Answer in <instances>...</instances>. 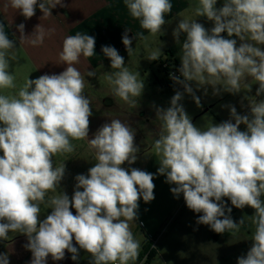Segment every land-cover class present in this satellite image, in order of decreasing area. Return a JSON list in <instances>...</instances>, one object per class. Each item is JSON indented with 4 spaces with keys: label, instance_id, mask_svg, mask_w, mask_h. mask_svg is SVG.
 I'll return each mask as SVG.
<instances>
[{
    "label": "clouds",
    "instance_id": "1",
    "mask_svg": "<svg viewBox=\"0 0 264 264\" xmlns=\"http://www.w3.org/2000/svg\"><path fill=\"white\" fill-rule=\"evenodd\" d=\"M125 3L131 16L153 36L162 31L165 14L172 10L170 0ZM9 4L26 19L36 14L37 7L41 18H48L52 9L64 6L62 0H9ZM216 5L217 0H199L195 8L197 17L213 23L211 29L197 20L180 19L173 30L179 44L181 34H186L179 75L170 74L184 91L171 97L169 107H155L161 122L152 145L159 158L155 174L131 167L140 149L135 129L125 120L110 119L88 138L93 111L84 94L85 77L74 65L81 56L94 55V36H66L59 53L64 71L28 77L15 95L0 94V241L7 240L9 233L25 235L30 264H47L49 257L62 261L66 253L78 261L81 250L89 254V264H136L141 244L130 225L138 219L140 200L155 199L153 181L162 175L165 183L174 185L170 188L174 198L182 194L186 207L200 214L196 224L207 225L217 234L238 231L245 223L244 217L233 220L225 198L237 209H254L249 216L255 226L252 244L237 264H264V99H256L264 96V0H224L222 7ZM24 27L17 26L21 34ZM128 31L122 43L131 56L134 37L129 38ZM46 34L50 32L38 25L29 42L43 44ZM15 47L0 24V89L16 87L7 58ZM102 52L116 70L106 74L112 96L135 107V98L141 97L145 87L139 72L125 66L115 47L102 46ZM161 54L159 47L147 59L158 60ZM87 76L95 77L96 71L88 70ZM249 78L258 88L252 98L244 97L248 114L228 106L231 118L206 130L193 124L180 103L187 93L201 107L195 91L203 89L207 95L209 87L213 96L235 95L242 87L251 92ZM241 125L245 130H240ZM73 140H87L96 162L87 174L74 177L69 198L58 192L66 165L54 166L53 157L74 152ZM42 204L51 209L44 219L40 218ZM0 264H9L7 252L0 253Z\"/></svg>",
    "mask_w": 264,
    "mask_h": 264
},
{
    "label": "crops",
    "instance_id": "2",
    "mask_svg": "<svg viewBox=\"0 0 264 264\" xmlns=\"http://www.w3.org/2000/svg\"><path fill=\"white\" fill-rule=\"evenodd\" d=\"M183 2L184 0H170L172 10H175L176 4ZM62 3L64 6L58 5L52 9V16L48 18H41L43 13L37 7L36 14L30 19H26L20 14L19 10L11 8L9 0H0V24H3L8 38L12 39L16 46L8 51L9 70L14 75L15 80H18V77H16L17 71L14 68L17 67L18 63L26 64L29 73L32 72L31 74L36 78L44 74H59L66 68V65L59 59L64 38L77 33L91 35L96 40L94 55L87 58L81 56L79 63L74 66L85 77L84 90L87 87L98 88L100 79L99 67L109 60L103 55L102 46L115 47L116 35L118 36L117 40L120 41V44H116V46L122 45V36L126 29L129 30L128 35L134 37L133 33L136 36H140L143 28L139 20L131 16L125 0H62ZM223 3L224 1L221 0L219 4L223 5ZM116 5L118 7L117 10H115ZM119 8L120 10H118ZM171 12L167 14H171ZM115 22L120 23L115 25ZM20 24L25 26L23 34L17 28ZM38 25H41L45 32H50V34L45 35L43 44L33 46L29 42L30 36ZM115 26L118 28L117 31ZM137 26L139 27L138 29ZM131 30L135 31L131 32ZM222 35L226 37V33H222ZM261 48L264 50V45ZM88 70H95L96 76L88 77ZM106 74L105 81L109 85ZM14 82L16 84L15 88L0 89V94L15 95L19 89L17 84H20V82ZM158 83L163 93L170 94L173 92L174 89L169 90L164 87L163 80H159ZM93 96L91 102L96 105L99 101L98 96ZM227 98L234 101L236 100V94L223 95L219 100L224 101ZM200 100L201 107L186 110V112L191 117L193 124L202 130H206L211 124H219L231 118L225 117L224 114L211 112L214 104L209 103L210 100L205 101L204 98H200ZM207 104L213 105L207 108ZM234 107L239 114H248V111L244 110L243 107V98L239 97ZM210 112L212 114H208ZM124 113H128L126 115L127 118L130 117V112L124 111ZM139 116L147 119L145 120V125L139 127L141 135L138 142L135 141V144L138 143L137 145L142 152L139 151L138 159L131 167L155 174L159 167V158L155 156L152 145L154 140L158 138L161 122L156 119L155 112L147 114L146 111H141ZM208 119L211 120L209 121ZM240 130H245V127H240ZM83 148L85 147L80 149ZM82 158L79 156V152H75L73 160L66 159L60 164L83 166L78 169L81 174H87L88 169L94 166L96 161L94 159V162H91ZM123 167L127 168L129 165L125 164ZM63 180L68 181L70 179L64 178ZM153 182L155 184V199L150 203H144L142 199L140 200L138 219L130 225L135 239L139 240L141 244L140 256L136 264L143 260L140 257L148 245L154 251L150 264H226L229 257H233V261L237 262V258L241 255V250L235 251L233 245L243 237V230L248 223L246 219H244L245 223L240 226L238 231L232 230L217 234L207 225L196 224L197 217L200 214H196L186 207L182 194L179 199L174 198L170 192V188L174 185L165 183L164 176L157 175ZM225 200L227 206L232 207L231 217L234 221L239 222L241 220L239 213L242 209L233 207L231 202L227 201V198ZM245 208L248 209L247 207ZM72 211L75 214V210L73 209ZM247 235L245 237L246 244L251 246L252 235L249 236V233ZM89 260V254L81 250L78 261H72L71 254L66 253L64 260L53 261L49 257L47 264H89Z\"/></svg>",
    "mask_w": 264,
    "mask_h": 264
},
{
    "label": "rangeland",
    "instance_id": "3",
    "mask_svg": "<svg viewBox=\"0 0 264 264\" xmlns=\"http://www.w3.org/2000/svg\"><path fill=\"white\" fill-rule=\"evenodd\" d=\"M221 0H217V8L222 7L223 5H220ZM224 1V0H222ZM180 5V8H179ZM199 6V0H184L181 4L175 5V10H171V14H165V20L166 24L162 27V31L158 33L157 35L153 36L151 35L147 30L142 29L141 35L136 36L134 33V39L132 43V47L134 48V51L131 56L128 55L125 46L119 45L116 46V44H120L119 40H117V35L115 38V48L118 50L119 54L124 57L125 66L131 71V72H139L140 76L139 79L143 80L144 82V90L142 92L141 97L135 98L137 100V104L135 107H130L128 104L124 103L119 98L113 97L111 93V85L107 84L105 81V74L110 73L113 71H116L115 69H111L110 67V60L105 62L102 66L99 67L100 69V79L98 83V88L95 87H87L85 91V96L88 97L91 101V98H93V95L98 96V104H92V111L93 114L89 118L90 119V125H89V139L93 138L94 133L97 131L99 127H101L105 123H110V119L119 118L122 120H125L130 124V126L135 129L136 136L135 141L138 142L139 136L141 135L139 132V127L142 125H145L146 118L140 117L139 112L146 111L147 114H153L155 112V107H163L167 108L170 106V99L171 97L177 92L182 89H174L173 92L170 94H165L161 91L160 85L158 83L159 80L164 79V74L166 75L170 73V71L176 69V62L181 64L180 61V50H181V44L183 43L184 39L186 38V34H181L180 41L181 43H177L174 39L172 33L173 30L177 27L180 19H188V20H197L198 23H201L204 25L206 29H211L213 27V23L209 20H207L206 17H197L195 15V8ZM115 10H117V5L115 6ZM120 10V8L118 9ZM120 22H115V25ZM116 31L118 30L117 26ZM135 28V27H134ZM139 27L137 26V29ZM135 30H131L133 32ZM129 38H133L132 35H129ZM227 33H226V37ZM233 39H237L236 37H232ZM239 40L237 41V46H239ZM161 48V56L160 59L161 62L155 61H149L148 55L151 51ZM16 67V66H15ZM102 69V70H101ZM16 70V74L18 77V80H15L17 82H20L18 85V88L22 87L29 77V79H36L30 72L29 69H27L26 64L18 63L17 67L14 68ZM102 73V74H101ZM169 77V76H168ZM248 82L252 84V90L251 92H246L242 87V92L236 94V100L232 101L229 100V98L225 99L224 101H220L219 98L223 95H229L230 93L222 92L218 96L212 95V89L211 87L208 88V94L204 95L203 89H200L198 91H195V94L199 96L200 98H204L205 101L210 100L209 103H213L214 106L211 110V112L220 113L221 115L224 114L225 117H230V110L228 106H234L235 102L238 101V98H243V107L244 110H247L249 112L248 108V100L244 97L247 96L249 98H252V96H255L256 89L258 88V84H255L254 81L249 78ZM193 88L195 90V84L193 83ZM19 90V89H18ZM183 92V91H180ZM11 96V94H9ZM109 95V96H108ZM233 95V94H232ZM257 100L264 99V96L256 97ZM180 103L183 105L185 110H191L197 107L196 103L192 99V96L184 93L183 99L180 101ZM208 103V102H207ZM213 104H207V108H210ZM101 107H100V106ZM114 106V107H113ZM124 111L130 112V117L127 118V114L124 113ZM208 114H212V113ZM209 116V115H206ZM210 118V117H207ZM209 121L211 119H208ZM240 127H245L244 125H241ZM72 144L74 145V152L72 153H63V154H57L53 157V163L54 166H59L60 162H63L66 159L73 160V156H75V152H79V156L83 157L82 159H88L91 162H94V151L91 150L88 145L87 140H73ZM138 143H136L137 145ZM138 146V145H137ZM79 147V149H78ZM81 147H85L83 149H80ZM142 152V150L140 151ZM2 155V153H0ZM66 172L65 177L67 179H70L68 181L62 180L60 187L58 188V192L62 191L65 192L69 198H71L73 194L74 184L75 180L74 177L76 174H81L80 170L78 168L83 166H75L74 164H70L66 166ZM77 167V169H76ZM84 174V173H82ZM55 195V193H49V196ZM243 208L240 213L239 217H244L248 221L246 228L243 230V237L239 240H237L233 247L236 250H241V255H244L247 253L249 248L251 246L246 244L245 237L248 236L247 233H249V236L253 235L255 231V226L251 223V220L249 216L254 214L255 210H251L250 207ZM73 210V209H72ZM51 209H48L45 205H41V219H44L46 215L50 214ZM27 243V238L23 234L18 233H9V237L5 241H0V253L7 252L9 255V264H30L32 254L30 251L26 250L24 245ZM240 255V256H241ZM233 257L228 258V262L226 264H237V262L233 261Z\"/></svg>",
    "mask_w": 264,
    "mask_h": 264
},
{
    "label": "trees",
    "instance_id": "4",
    "mask_svg": "<svg viewBox=\"0 0 264 264\" xmlns=\"http://www.w3.org/2000/svg\"><path fill=\"white\" fill-rule=\"evenodd\" d=\"M156 62L157 63L161 62V60H157ZM179 67H180V64L178 62H176V69H175V74L176 75H179V72H178ZM163 74H164L163 82H164V87L166 89H169V90L182 89L183 90L182 86H180V85H178L176 83H173L172 81H170L168 79V74L167 75L165 73H163ZM146 255H147V258L145 259L143 264H150V261H151L153 255H154V251L150 248L149 245L147 247H145L144 251L141 254L140 259H143Z\"/></svg>",
    "mask_w": 264,
    "mask_h": 264
},
{
    "label": "built area",
    "instance_id": "5",
    "mask_svg": "<svg viewBox=\"0 0 264 264\" xmlns=\"http://www.w3.org/2000/svg\"><path fill=\"white\" fill-rule=\"evenodd\" d=\"M170 74H175V70L173 71L171 70L170 73L168 74L169 76L168 79L172 81V79L170 78ZM146 258H147V255L143 258V260L140 263H137V264H143Z\"/></svg>",
    "mask_w": 264,
    "mask_h": 264
},
{
    "label": "flooded vegetation",
    "instance_id": "6",
    "mask_svg": "<svg viewBox=\"0 0 264 264\" xmlns=\"http://www.w3.org/2000/svg\"><path fill=\"white\" fill-rule=\"evenodd\" d=\"M172 82H173V80H172ZM174 83V82H173Z\"/></svg>",
    "mask_w": 264,
    "mask_h": 264
}]
</instances>
